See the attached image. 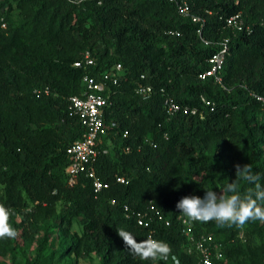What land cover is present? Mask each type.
I'll return each instance as SVG.
<instances>
[{
    "label": "trees",
    "instance_id": "obj_1",
    "mask_svg": "<svg viewBox=\"0 0 264 264\" xmlns=\"http://www.w3.org/2000/svg\"><path fill=\"white\" fill-rule=\"evenodd\" d=\"M186 1L198 21L166 0H0V205L24 240L40 234L24 264L49 263L54 252H39L53 225L68 240L62 253L93 254L97 264H174L134 257L117 230L166 242L176 264H199L193 246L185 250L186 218L176 203L209 188L219 194L236 179L237 164L250 165L264 185L263 106L250 94L264 97V0ZM237 12L250 32L226 27L225 18ZM222 38L228 42L220 83L199 79ZM85 51L93 64L73 66ZM116 64L121 75L111 84L102 75ZM83 74L103 81L108 96L93 166L107 186L96 192L82 175L68 186L64 173L65 150L84 131L67 102L80 95ZM140 85L151 88L146 98L136 92ZM164 94L195 112L167 114ZM240 184L242 192L254 187ZM124 206L151 216L150 238L124 217ZM76 218L79 234L69 232ZM186 223L193 237L210 234L217 244L213 264H264V223ZM16 246V238L0 239V256Z\"/></svg>",
    "mask_w": 264,
    "mask_h": 264
},
{
    "label": "built area",
    "instance_id": "obj_2",
    "mask_svg": "<svg viewBox=\"0 0 264 264\" xmlns=\"http://www.w3.org/2000/svg\"><path fill=\"white\" fill-rule=\"evenodd\" d=\"M166 1L172 2L174 4L175 9L180 16L188 17L193 22L199 20L198 17L190 13L186 0ZM224 23L226 27L231 30V32H250V27L243 22L239 12L225 18ZM0 27L5 28V23L1 16ZM227 42L228 38H222L217 42L219 49L207 58L208 67L204 71L197 74L199 79L212 77L214 81L220 83L219 72L222 67L224 55L227 51ZM91 64H93V58L87 51L81 55L80 59L75 60L72 63V65L75 67H86ZM119 75H121V68L119 64H116L113 67V71L103 73L102 78L109 81L111 84H116L117 80L120 78ZM81 83L83 88L80 95L69 96L67 98V102L68 109L71 111V113L77 116L84 131L81 137L73 141L65 150L69 162L64 168V173L68 186L75 184L77 177L82 175L83 177L90 179L91 187L96 192L107 186L105 182H101L95 177L93 166L98 154L96 144L102 125V108L107 104L108 96L103 94L104 83L101 80L96 81L87 74H83ZM35 91L37 92L38 90ZM46 92L47 89H43V93ZM136 92L142 98H146L150 94L151 88L148 85H140L136 89ZM250 94L263 106L264 116V97L254 93ZM200 99L205 106H208L209 110L213 109V103L211 101L206 100L203 97ZM162 106L164 107V110L167 114H173L176 112L193 114L195 112L194 109H189L186 106H180L167 94L163 95ZM116 180L118 182H122L121 177H116ZM149 209L153 212V215L157 220H162L161 215H159L152 206H149ZM123 210L124 217L130 218L138 226L146 228L148 231V238H150L153 231L151 227V216H149L146 212L129 210L127 206H124ZM181 223L183 224L182 232L186 236L189 243L185 249L186 252H190L191 246H193V249L197 253L199 264H213L212 258H219L220 253L217 244L213 243L211 235L198 234L197 236L193 237L191 235L190 225L185 222V219L181 218ZM164 224H167L166 220H164ZM169 259L172 260L174 264L177 263L175 255L170 254Z\"/></svg>",
    "mask_w": 264,
    "mask_h": 264
},
{
    "label": "clouds",
    "instance_id": "obj_3",
    "mask_svg": "<svg viewBox=\"0 0 264 264\" xmlns=\"http://www.w3.org/2000/svg\"><path fill=\"white\" fill-rule=\"evenodd\" d=\"M236 179L227 182L219 190L205 189L203 197L191 195L182 197L176 208L186 218L185 222H212L220 227L243 229L249 221L264 223V185L251 166L237 164ZM240 181L254 187L241 191ZM9 210L0 205V239H15L18 235L15 228L9 223ZM125 248L142 261L167 260L172 252L171 247L158 239L138 240L130 231L117 230Z\"/></svg>",
    "mask_w": 264,
    "mask_h": 264
},
{
    "label": "rangeland",
    "instance_id": "obj_4",
    "mask_svg": "<svg viewBox=\"0 0 264 264\" xmlns=\"http://www.w3.org/2000/svg\"><path fill=\"white\" fill-rule=\"evenodd\" d=\"M5 7L0 9V12H4ZM13 16H16L17 10L11 12ZM79 218H76L72 221L69 232L70 233H80V224L78 222ZM58 226L53 225L47 231V236L43 244V249L40 250L39 256L43 257L49 254L50 251H53L49 263L43 264H97L98 259L95 255H83L80 257H75L69 252H63L62 248L66 247L68 240L64 237L58 235L57 232ZM239 236L241 240H244L243 234L240 231ZM40 238V234H35L30 240H24L20 234L16 237L17 246L15 247L12 253H7L3 256H0V261H3L7 264H24V258L31 257L34 255V249L37 246V242ZM258 241L255 240V244ZM58 254V255H57ZM242 263L246 264L247 260L242 259Z\"/></svg>",
    "mask_w": 264,
    "mask_h": 264
}]
</instances>
